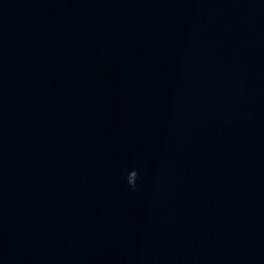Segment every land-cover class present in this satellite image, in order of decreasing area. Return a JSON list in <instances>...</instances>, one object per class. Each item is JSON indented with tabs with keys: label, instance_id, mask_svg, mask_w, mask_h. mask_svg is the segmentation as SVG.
<instances>
[{
	"label": "water",
	"instance_id": "obj_1",
	"mask_svg": "<svg viewBox=\"0 0 264 264\" xmlns=\"http://www.w3.org/2000/svg\"><path fill=\"white\" fill-rule=\"evenodd\" d=\"M0 264H264V0H0Z\"/></svg>",
	"mask_w": 264,
	"mask_h": 264
},
{
	"label": "clouds",
	"instance_id": "obj_2",
	"mask_svg": "<svg viewBox=\"0 0 264 264\" xmlns=\"http://www.w3.org/2000/svg\"><path fill=\"white\" fill-rule=\"evenodd\" d=\"M136 179H137V178H136ZM126 182H127V185L129 186V183H130V182L127 180V178H126ZM130 188H133V189H134V188H135V185L132 186V187H130Z\"/></svg>",
	"mask_w": 264,
	"mask_h": 264
}]
</instances>
